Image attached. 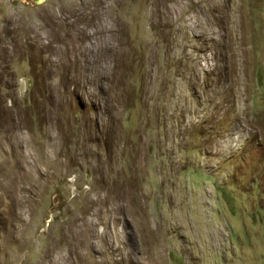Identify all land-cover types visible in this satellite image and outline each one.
<instances>
[{
	"label": "rangeland",
	"instance_id": "obj_1",
	"mask_svg": "<svg viewBox=\"0 0 264 264\" xmlns=\"http://www.w3.org/2000/svg\"><path fill=\"white\" fill-rule=\"evenodd\" d=\"M0 264H264V0H0Z\"/></svg>",
	"mask_w": 264,
	"mask_h": 264
},
{
	"label": "clouds",
	"instance_id": "obj_2",
	"mask_svg": "<svg viewBox=\"0 0 264 264\" xmlns=\"http://www.w3.org/2000/svg\"><path fill=\"white\" fill-rule=\"evenodd\" d=\"M35 1H37V0H35ZM41 1V0H40ZM40 1H37V2H40Z\"/></svg>",
	"mask_w": 264,
	"mask_h": 264
},
{
	"label": "water",
	"instance_id": "obj_3",
	"mask_svg": "<svg viewBox=\"0 0 264 264\" xmlns=\"http://www.w3.org/2000/svg\"><path fill=\"white\" fill-rule=\"evenodd\" d=\"M37 1H40V0H37Z\"/></svg>",
	"mask_w": 264,
	"mask_h": 264
}]
</instances>
